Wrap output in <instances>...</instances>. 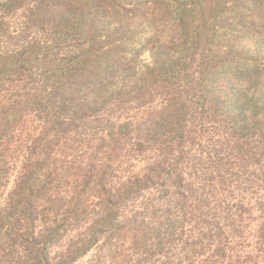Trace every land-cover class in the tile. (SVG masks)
<instances>
[{
  "label": "trees",
  "instance_id": "1",
  "mask_svg": "<svg viewBox=\"0 0 264 264\" xmlns=\"http://www.w3.org/2000/svg\"><path fill=\"white\" fill-rule=\"evenodd\" d=\"M258 258L264 0H0V264Z\"/></svg>",
  "mask_w": 264,
  "mask_h": 264
},
{
  "label": "rangeland",
  "instance_id": "2",
  "mask_svg": "<svg viewBox=\"0 0 264 264\" xmlns=\"http://www.w3.org/2000/svg\"><path fill=\"white\" fill-rule=\"evenodd\" d=\"M10 22H11L12 26L19 27L20 24H21V22H22V16L20 14L19 15H15V16L11 17ZM135 161L136 162H134V166H132L133 169H137L136 168V165L138 164V161L137 160H135ZM257 217H258V214L252 213V215L250 216L249 219H251L250 221H253L254 222ZM254 235H255V233L249 236V238H252L253 244H255L256 243V240H257V238H255ZM252 247H253V245H249L248 246L246 243L245 244L243 243L242 246H241V248H242L241 251L244 248L245 250L242 251V252H245L246 253ZM85 260H87V259H84L83 261H81V262H79L77 264H85L84 263ZM218 264H229V261H227L226 259L224 261L223 260L222 261L220 260V262ZM243 264H246V262L243 261ZM253 264H264V258H258L256 260V262H253Z\"/></svg>",
  "mask_w": 264,
  "mask_h": 264
}]
</instances>
